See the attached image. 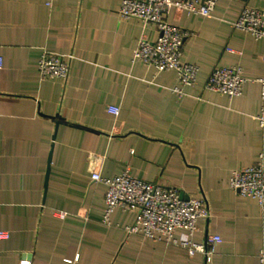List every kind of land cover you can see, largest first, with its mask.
Returning <instances> with one entry per match:
<instances>
[{"label": "crops", "instance_id": "crops-1", "mask_svg": "<svg viewBox=\"0 0 264 264\" xmlns=\"http://www.w3.org/2000/svg\"><path fill=\"white\" fill-rule=\"evenodd\" d=\"M121 3L0 0V232L9 234L0 235V264H259L264 208L230 178L264 150L255 118L264 43L233 25L245 5L264 0H219L212 16L171 9L168 20L193 32L183 60L200 67L183 94L174 91L178 71L134 59L141 35L160 31L122 18ZM45 51L73 55L66 79L41 76ZM234 64L246 78L241 95L207 88L217 65ZM94 157L104 176L128 169L205 198L211 216L193 239L222 237L211 260L180 241L128 233L133 209L118 207L105 223L107 186L92 179Z\"/></svg>", "mask_w": 264, "mask_h": 264}, {"label": "built area", "instance_id": "built-area-1", "mask_svg": "<svg viewBox=\"0 0 264 264\" xmlns=\"http://www.w3.org/2000/svg\"><path fill=\"white\" fill-rule=\"evenodd\" d=\"M219 0H122L119 13L122 18H139L145 24L157 25L160 35L156 40L145 34L139 38L134 59L152 65L159 70H176L180 75V86L174 91L183 94L184 87L192 86L197 80L199 65L183 60L185 39L192 31L180 27L168 20L171 9L189 13L212 16ZM233 25L251 32L264 43V7L245 5ZM228 50L233 51L231 47ZM71 54L45 51L39 61V71L43 78L60 77L66 79L70 73ZM264 61V53L261 56ZM3 59L0 56V67ZM240 64L217 65L207 81V88L224 93L230 97L243 92L246 78ZM261 83V108L255 116L262 129L264 140V76L258 78ZM113 113H119L118 106H111ZM92 179L106 184L103 221L111 223V214L116 208L133 209L137 216L127 225L128 233H140L154 240L178 242L187 248L190 256L202 253L210 261L222 241L220 235H209L205 242H198L193 235L200 219H209L211 209L205 198H183L178 187L162 185L134 176L128 169L113 176H104L98 167V158L92 160ZM231 187L241 195L257 199L264 208V150L259 160L250 165L234 169L230 178ZM64 214V213H63ZM177 229L186 232L175 237ZM2 237L8 233L1 231ZM259 264H264V246L260 249ZM71 261V260H70Z\"/></svg>", "mask_w": 264, "mask_h": 264}, {"label": "water", "instance_id": "water-1", "mask_svg": "<svg viewBox=\"0 0 264 264\" xmlns=\"http://www.w3.org/2000/svg\"><path fill=\"white\" fill-rule=\"evenodd\" d=\"M51 157H52V152L50 153V159H51ZM50 159H49V161H50ZM48 174H49V169H48V173H47V180H48ZM181 196L183 197V198H189V196H184L183 194H181Z\"/></svg>", "mask_w": 264, "mask_h": 264}]
</instances>
